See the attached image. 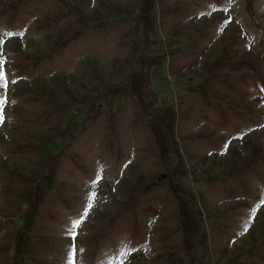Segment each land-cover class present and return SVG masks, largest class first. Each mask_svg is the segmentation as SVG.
<instances>
[{
	"label": "rangeland",
	"instance_id": "obj_1",
	"mask_svg": "<svg viewBox=\"0 0 264 264\" xmlns=\"http://www.w3.org/2000/svg\"><path fill=\"white\" fill-rule=\"evenodd\" d=\"M0 40V264H264V0H0Z\"/></svg>",
	"mask_w": 264,
	"mask_h": 264
},
{
	"label": "snow or ice",
	"instance_id": "obj_2",
	"mask_svg": "<svg viewBox=\"0 0 264 264\" xmlns=\"http://www.w3.org/2000/svg\"><path fill=\"white\" fill-rule=\"evenodd\" d=\"M8 35L12 36L14 34L13 33H8ZM2 43H3V41L0 40V44H2ZM0 65H2V60H0ZM5 86H6V79H5L2 67H0V88L5 87ZM95 195H96L95 193H91L90 196H89V199L91 200L92 198L95 197ZM261 203H264V201H261ZM87 207L90 208L91 204L89 203L87 205ZM86 214H87V212L84 213V215H86ZM80 223H81V220L77 219V220L72 221L71 224H70L68 234L71 237H73V239L76 236V228L79 227ZM245 230H247V229H245ZM131 251H134V250L127 249V247L125 246V247H122L119 250L118 255L119 256H126V255L130 254ZM75 253H76L75 245L70 246V249H69V252H68V256H67V260H66V264H76V262H75Z\"/></svg>",
	"mask_w": 264,
	"mask_h": 264
}]
</instances>
